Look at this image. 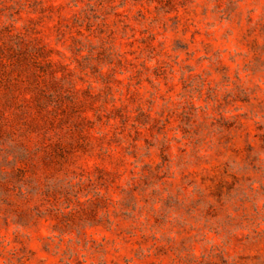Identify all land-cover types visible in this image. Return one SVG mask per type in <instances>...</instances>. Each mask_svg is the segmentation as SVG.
I'll return each mask as SVG.
<instances>
[{
  "label": "rangeland",
  "instance_id": "1",
  "mask_svg": "<svg viewBox=\"0 0 264 264\" xmlns=\"http://www.w3.org/2000/svg\"><path fill=\"white\" fill-rule=\"evenodd\" d=\"M0 264H264V0H0Z\"/></svg>",
  "mask_w": 264,
  "mask_h": 264
}]
</instances>
